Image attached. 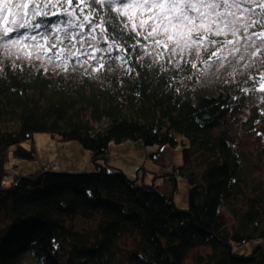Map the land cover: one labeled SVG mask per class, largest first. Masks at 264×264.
<instances>
[{
    "label": "trees",
    "instance_id": "16d2710c",
    "mask_svg": "<svg viewBox=\"0 0 264 264\" xmlns=\"http://www.w3.org/2000/svg\"><path fill=\"white\" fill-rule=\"evenodd\" d=\"M9 64L0 74V264H187L200 245L210 251L191 264H264V154L231 134L252 77L207 87L193 69L176 94L143 67L139 77L122 68L101 81ZM243 124L249 134L264 133V110L253 107ZM38 132L79 142L94 168L40 167L5 183L10 157H35L22 142ZM126 140L157 145L146 155L151 161L162 145L180 143L182 163L163 177L173 184L185 178L187 207L154 181L103 161L111 143ZM78 219L89 226L77 229Z\"/></svg>",
    "mask_w": 264,
    "mask_h": 264
},
{
    "label": "snow or ice",
    "instance_id": "6c2138e0",
    "mask_svg": "<svg viewBox=\"0 0 264 264\" xmlns=\"http://www.w3.org/2000/svg\"><path fill=\"white\" fill-rule=\"evenodd\" d=\"M0 14V74L9 60L12 69L38 62L43 73L79 67L103 81L94 74L119 62L129 78L143 67L180 94L193 69L205 76L215 67L220 78L245 59L246 69L264 64V0H0ZM257 90L264 73L244 91Z\"/></svg>",
    "mask_w": 264,
    "mask_h": 264
},
{
    "label": "rangeland",
    "instance_id": "374dc122",
    "mask_svg": "<svg viewBox=\"0 0 264 264\" xmlns=\"http://www.w3.org/2000/svg\"><path fill=\"white\" fill-rule=\"evenodd\" d=\"M4 15V14H0ZM11 17H9V20ZM9 61V60H5ZM4 61V62H5ZM11 63V61H9ZM247 59L241 61L235 68L227 67L226 69L221 70L220 78L212 75L211 73H215L217 70L213 67L209 70V74L205 76H201L199 78L200 84L213 87L216 84H229L235 83L238 80L244 78L245 76H250L252 78H256L261 76L264 73V64L260 62V60H256L255 64L252 67L245 68L244 64L247 63ZM17 63H21L17 61ZM236 62L233 61V64ZM35 65L39 66L38 62H34ZM122 68L119 67V62L113 65L112 71H105L103 73H97L94 75H105V74H113L118 73ZM201 71L204 70V66H201ZM84 72L82 68H77V71L73 72L71 69L65 73H79ZM231 72L232 75L229 76L225 73ZM85 73V72H84ZM87 74V73H86ZM200 74V72H199ZM91 79H94L90 76ZM224 81H227L225 83ZM248 89V88H247ZM245 92V91H244ZM245 97L241 104L242 111L239 113V117L234 121L232 126V136L237 145L244 148L245 150H252L253 154H264V139H262L263 132H259L262 135H257V133L249 134L247 133L243 127V122L247 118L249 112L253 107H258L261 110H264V92L257 90L255 93H246ZM124 142V141H123ZM121 142V143H123ZM121 143H111L107 150V154L109 155L108 162L110 160L109 165L116 159H118L122 164L127 162V164H132L129 167L122 169L130 178H138V181L141 182L142 179L148 183H152L153 181L160 186L161 190L164 193H170L172 191L173 201L179 208L187 207V183L183 176L178 175L176 178V183L173 184L166 179L164 176L165 173L172 174L175 173L174 169L177 165L182 163L183 155H182V146L180 143L176 146H172L170 144L162 145L160 148V156L157 160L151 161L147 158V154L158 149L157 145H147L142 146L138 141L129 140V143L132 144L131 147L121 146L117 147L118 144ZM22 145L29 148L31 145L35 148V157L33 159H20L15 157H10V159L5 164V170L8 172L5 177V183L11 182V177L14 174H25L32 172L40 167H46L47 169L53 168L55 170L62 171H74L76 170V166L81 167V165L87 170H91L94 168L91 158V152L84 148L79 142L75 140H67L62 141L58 140V138L54 137L50 133L38 132L33 135L32 139H27L22 142ZM111 146V148H110ZM115 148V149H114ZM130 148V149H129ZM128 149V150H126ZM116 152L115 154H111L110 151ZM90 157V158H89ZM107 158V157H106ZM106 158L103 161L106 162ZM61 162L60 166H57ZM120 168V167H118ZM127 168V169H126ZM126 170V171H125ZM144 174V177H143ZM224 215L228 224V227H232L234 225V219L231 213L224 209ZM5 225V220L0 215V229ZM89 226V222L83 219H78L76 223L77 229H82ZM250 242L244 243L240 249H244L249 246ZM238 248V247H235ZM210 251V248L207 246H197L190 250L188 254V258L186 260L187 264H191L197 254H206Z\"/></svg>",
    "mask_w": 264,
    "mask_h": 264
},
{
    "label": "crops",
    "instance_id": "0c3cea01",
    "mask_svg": "<svg viewBox=\"0 0 264 264\" xmlns=\"http://www.w3.org/2000/svg\"><path fill=\"white\" fill-rule=\"evenodd\" d=\"M121 146H128V147H131L132 146V144L131 143H129V140H126V141H124L123 143H121V144H118V146L117 147H121ZM110 148H111V146H110ZM115 149V148H114ZM130 149V148H129ZM126 150H128V149H126ZM110 153L111 154H115L116 152H113L112 150L110 151ZM91 156V155H90ZM90 158V157H89ZM108 159H110L109 158V155L107 154V158H106V162L107 163H110V160H109V162H108ZM91 161V160H90ZM105 162V161H104ZM122 163H123V161H122ZM118 159H116V160H114L113 162H112V166H115V167H120V168H122V169H124L125 168V165H126V167H129L130 165H132L131 163L130 164H127V162H124V164H122ZM61 165V162L59 161V164L57 165V166H60ZM86 165V164H85ZM85 165H81V167H78V166H76L77 168H76V170H78V169H82V168H84L83 166H85ZM127 169V168H126ZM68 171V170H67ZM126 171V170H125ZM143 177H144V174H143Z\"/></svg>",
    "mask_w": 264,
    "mask_h": 264
}]
</instances>
